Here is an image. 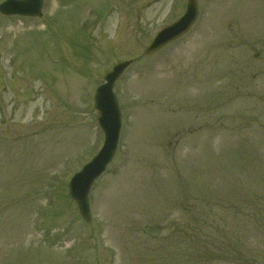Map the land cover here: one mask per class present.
<instances>
[{"label":"rangeland","instance_id":"374dc122","mask_svg":"<svg viewBox=\"0 0 264 264\" xmlns=\"http://www.w3.org/2000/svg\"><path fill=\"white\" fill-rule=\"evenodd\" d=\"M198 2L153 55L187 0L0 14V264H264V0ZM122 60L119 148L87 222L68 184L103 145L95 90Z\"/></svg>","mask_w":264,"mask_h":264},{"label":"water","instance_id":"95a60500","mask_svg":"<svg viewBox=\"0 0 264 264\" xmlns=\"http://www.w3.org/2000/svg\"><path fill=\"white\" fill-rule=\"evenodd\" d=\"M42 0H9L1 11L4 14H20L25 16H41ZM198 0H188L187 12L177 23L162 31L146 50V54L157 52L168 43L178 39L194 25L198 18ZM131 62L117 65L97 89L96 109L100 114L99 123L105 134V144L100 153L76 174L69 185L70 197L77 203L81 216L87 222L91 221L88 196L95 181L104 173L113 160L121 130V114L116 95L115 84Z\"/></svg>","mask_w":264,"mask_h":264},{"label":"bare ground","instance_id":"6f19581e","mask_svg":"<svg viewBox=\"0 0 264 264\" xmlns=\"http://www.w3.org/2000/svg\"><path fill=\"white\" fill-rule=\"evenodd\" d=\"M59 139H61L62 140V144H64L65 139H63V136H62V138H60V136H59Z\"/></svg>","mask_w":264,"mask_h":264}]
</instances>
